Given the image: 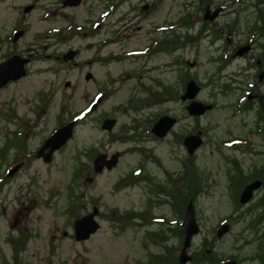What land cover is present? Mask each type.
Returning a JSON list of instances; mask_svg holds the SVG:
<instances>
[{
	"label": "flooded vegetation",
	"instance_id": "flooded-vegetation-1",
	"mask_svg": "<svg viewBox=\"0 0 264 264\" xmlns=\"http://www.w3.org/2000/svg\"><path fill=\"white\" fill-rule=\"evenodd\" d=\"M162 1L103 0L100 6L98 0H0V92L10 87L21 89L24 96L28 95L22 105L29 112L27 115L17 112L13 106L14 94L6 100L7 109H0V115L11 120L5 125L0 143V191L33 162L52 164L63 154L81 121L90 117L93 129L105 139L100 142L104 147L93 146L86 154L93 174L88 177L89 181L105 172L111 173L128 154L132 157L115 187H136L143 196L141 207L131 213L125 209L122 220L123 229H143L144 247L150 241L159 250L146 254L145 264L148 257L168 252L178 260L188 203L193 206L199 230L186 248L188 259L184 264H224L226 261L264 264V0H254V14L250 22L245 21L244 32L239 29L244 6H248L243 5V0H221L216 4L198 0L199 14L193 16L186 11L183 15L188 25L181 24L182 16L178 21L165 19L145 29L142 23L158 13ZM121 5H125L122 14L115 21H109L112 12ZM183 5L188 8L191 4ZM206 5L211 11L208 15L220 8L213 19H204ZM228 10L232 18L218 22ZM194 23H200L199 33L209 32L216 40L223 38V45L215 48L216 53L206 62L214 64L212 71L206 69L200 78L189 70L196 65L194 62H178L176 57L162 64H148L156 55H172L192 44L194 37L179 34L176 28L189 29ZM114 25L118 29L113 33ZM142 29L145 40L135 42ZM124 41L120 52L111 51L112 43ZM121 61L133 66L123 69V74L116 78L117 85L112 87L113 79L107 72L104 78L103 70ZM234 62L238 64L233 75L221 74L224 67ZM174 65L179 66L174 68L178 86L163 83L151 75L154 70L162 67L168 70ZM65 71L76 72L78 79L87 83L85 94L89 98L75 113L79 118L70 115L41 137L43 115L56 97L57 79ZM148 72L145 77L144 73ZM125 76L140 80L130 87L124 101L104 107L122 88ZM191 80L198 91L194 98L182 99ZM62 84L67 89L77 87L69 80ZM60 97H64L63 90ZM225 97L233 100L223 102ZM171 101L180 102V114L159 109L161 103ZM193 101L203 106L200 113L190 112ZM152 108L154 111L145 115V110ZM218 110L224 111V116L220 121H213L210 116H215ZM122 114L129 121L122 122ZM165 116L172 122L163 135H158L153 127ZM187 119L195 121L189 129L184 121ZM70 123L72 134L65 143L44 148L49 136ZM39 135L36 144L31 146L29 141ZM195 135L199 142L189 150L185 141ZM170 138L174 143L179 141L186 152L179 175L163 168L157 153L160 143ZM113 144L127 147L111 149ZM197 154L200 155L198 167L194 161ZM73 159L77 160V155ZM153 165L162 167L158 171L160 176L152 170ZM81 166L86 167L87 163L74 167L66 182L71 192L76 193L80 187L84 171ZM180 193L186 197L184 207H179L177 194ZM200 198H204L207 206L213 204L215 209V221L205 231L203 217L197 211ZM94 207L98 210L95 215L98 221L100 211L95 203L87 213ZM69 236H74L73 224ZM222 243L228 244V253L220 254L217 250Z\"/></svg>",
	"mask_w": 264,
	"mask_h": 264
},
{
	"label": "rangeland",
	"instance_id": "rangeland-1",
	"mask_svg": "<svg viewBox=\"0 0 264 264\" xmlns=\"http://www.w3.org/2000/svg\"><path fill=\"white\" fill-rule=\"evenodd\" d=\"M209 1L216 4L221 0ZM253 2L254 0L242 1L243 5L247 4L248 6H244L245 12L242 14L244 15V19L240 23V32L245 31V21L250 22L252 19L254 14ZM98 3L101 6L103 0H98ZM184 3L191 5L185 8ZM197 5L198 0H163L159 3L158 13L150 16L142 25L146 29L151 24L162 23L165 19L168 22H171L173 19L178 21L186 11L192 12L193 16H196L199 14L196 11ZM124 9L125 5L119 6L117 10L112 12L109 21H115ZM81 12L82 10L79 11L80 15H82ZM231 18L232 13L228 10L221 16L218 22L224 23ZM199 26L200 23H194L189 29L176 28L179 34H188L189 37H194L193 43L176 50L172 55H156L148 64H162L176 57L178 62H194L196 65L190 68L187 66L191 73L197 74L200 78H202L206 69L212 71L214 64H209L210 61L209 63L206 62H208L209 56L216 53L215 48L223 45V38L216 40L212 35L208 34L209 32L199 33ZM111 29L114 33V30L118 28L114 25ZM104 33H107V31L105 30ZM145 35L142 29L135 42L144 41ZM244 35L242 33L243 39ZM212 40L213 42H210ZM123 43L126 42L112 43L111 51L114 53L120 52ZM132 44L129 45L133 46ZM237 64L234 62L230 66L224 67L221 74L233 75L236 72ZM131 66L133 64H128L126 61L113 62L105 67L102 76L104 77L107 72L110 78L113 79L111 86L114 87L117 85L116 78L123 74V69ZM175 67L178 68L179 66H171L168 70L166 67H162L152 71L151 75L161 79L163 83L178 86L177 72L174 71ZM144 74L146 77V74H150V72ZM44 77L50 78L48 75H44ZM78 78L79 75L74 71H65V73L58 77L57 84L59 83V87L55 95L56 97L52 99L53 102L50 108L43 115V120L41 121L43 126L41 124L39 128L41 137L49 134L53 126L58 122H63L73 115L79 118V115L75 113L86 105L89 96L85 94L87 83ZM124 79L125 83L122 85V88L118 90L112 100L104 104V107H108L111 102L118 103L124 101L130 87L135 81L137 83L140 80H133L126 76ZM65 80H69L73 84L76 83L77 87L67 89L62 84V81ZM62 90L64 97H60ZM12 94L15 95L13 106L17 109V112L22 115L29 114L28 110L22 105L28 95L24 96L21 89H13L12 87L8 88L5 92H0V109H7L6 100ZM228 100L231 101L233 98L227 99L225 97L223 102ZM63 103L64 105L61 107ZM159 109L161 111L169 110L176 114L182 112L179 101L161 103ZM149 111H154V108L145 110V115ZM214 115H211L210 118L213 121H220L224 116V111L218 110ZM57 116H59V119ZM10 121L9 117L0 115V143L2 142V133L5 125L8 126ZM121 121H129V119L122 114ZM184 121L186 125L188 124V129L195 123L194 120L187 119ZM55 127H57V124ZM39 137L40 135L37 138H32L29 141L30 145L36 144ZM104 139L103 134L93 129L92 120L90 117H87L77 127L76 134L69 142L63 154H59L52 164L44 165L39 162H33V164L25 167L19 172L17 177L9 181L1 189L0 264H145L147 255L159 251L154 245L149 243L150 241L146 242L148 244L146 247L142 245L144 240H142L143 229L141 227L122 228L125 225L124 220H122V212L125 209H129V213L132 210H138L142 205L141 198H143L136 187L124 189L115 187L118 176L127 170L126 163L131 161V155L128 154L122 158L120 165L111 173L105 172L92 177L93 180L89 181L88 177L93 176V174L90 172L91 165L90 161L87 160L86 154L91 151L90 148L93 146L98 148L104 147V145H100V142ZM123 147L127 146L113 144L111 149ZM158 147L159 151L157 153L160 155L159 159L162 167L171 173L179 175L183 171L181 160L186 155L184 147L181 146L179 141L174 143L172 138L161 142ZM73 155H77V160L73 159ZM194 161L198 167L200 155L197 154ZM84 163H87V166H81L84 171L80 178V187L75 196V192L67 190L66 182L69 180L73 168ZM162 167L156 168L153 165L152 170L154 172L157 171L158 174V171ZM161 174H163V171ZM68 194H71L77 202L73 214L67 212L70 202ZM91 200L98 206L100 211V216H97L100 227L87 240L77 241L74 239V236H69V233H72L73 221L91 210L93 204ZM197 209L199 215L203 217L202 228L205 231V228H210L215 221V209L213 204L207 206L204 198L198 200ZM18 237L25 239V245L18 250L15 256L14 242ZM227 245L225 243L218 245L217 250L219 249L220 254L229 252Z\"/></svg>",
	"mask_w": 264,
	"mask_h": 264
},
{
	"label": "water",
	"instance_id": "water-1",
	"mask_svg": "<svg viewBox=\"0 0 264 264\" xmlns=\"http://www.w3.org/2000/svg\"><path fill=\"white\" fill-rule=\"evenodd\" d=\"M220 11V8L215 9L211 15H208L211 11L208 5L205 7L204 19H213ZM198 91V86L193 80L189 81L186 87V92L182 96L185 98H194L196 92ZM191 113H200L203 109L201 103L193 101L189 106ZM172 121L168 117H161V119L154 125L153 130L157 132L158 135H163ZM165 123V124H164ZM167 124V127H166ZM72 123L59 128L51 136L48 137L44 144V148L47 146L58 147L71 136L72 134ZM199 142L198 136L189 137L186 139L185 143L189 150L193 148ZM98 210L96 207L90 213L84 214L73 221V235L74 239L77 241L87 240L92 234H94L100 227V223L95 219V215ZM182 226L184 228V240L181 252L178 256V261L184 264L188 257L186 254V248L190 244L191 237L198 232L199 227L195 221L194 210L191 203H188L183 219ZM222 232V231H221ZM224 264H235L234 261H226Z\"/></svg>",
	"mask_w": 264,
	"mask_h": 264
},
{
	"label": "trees",
	"instance_id": "trees-1",
	"mask_svg": "<svg viewBox=\"0 0 264 264\" xmlns=\"http://www.w3.org/2000/svg\"><path fill=\"white\" fill-rule=\"evenodd\" d=\"M203 1L205 2L206 0H203ZM187 17H189V14L187 15ZM185 18L186 17H184V16L181 18V21H182L181 24L188 25L189 23H188V21ZM178 189H180V188H178ZM178 191H180V190H178ZM68 198L70 199V202L68 204V208L69 209H68L67 212L70 213V214H73V212L75 211V208H74L75 199L71 196V194H68ZM177 199H180V202H181V204H179V207H181V206L184 207L185 203H186V197L183 196L182 193H180V195L177 194ZM176 210L178 212V207H177ZM181 211H183V210L181 209ZM177 231H178V228H177ZM24 245H25V239L20 238V237L16 238V241L14 242V255L15 256L17 255L18 250L20 248H22ZM176 253H177V251H176ZM147 263L148 264H181V263L178 262L177 256L176 257L172 256V252H168V253H166L164 255L163 254H158V255H156L154 257H151V258L148 257Z\"/></svg>",
	"mask_w": 264,
	"mask_h": 264
}]
</instances>
